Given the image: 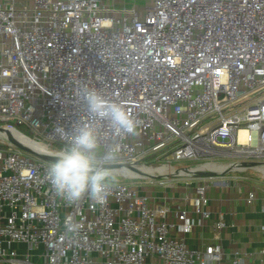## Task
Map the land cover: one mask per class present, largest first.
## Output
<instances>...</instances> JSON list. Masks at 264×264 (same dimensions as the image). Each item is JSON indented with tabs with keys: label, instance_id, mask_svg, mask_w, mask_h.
<instances>
[{
	"label": "built area",
	"instance_id": "2783aa9c",
	"mask_svg": "<svg viewBox=\"0 0 264 264\" xmlns=\"http://www.w3.org/2000/svg\"><path fill=\"white\" fill-rule=\"evenodd\" d=\"M135 2L0 0V125L26 127L33 136L23 134L54 148L43 153L54 157L65 146L56 127L83 118L80 91L96 89L123 102L138 125L120 140L114 168L149 184L183 177L192 191L174 209L143 185L118 181L103 205H69L48 182L52 160L7 142L0 145V264H223L219 243H186L195 226L217 239L226 228L208 191L243 193L251 181L245 203L259 190L264 200V188L247 176L264 177V0ZM100 126L107 145L110 125ZM166 156L198 163L142 170L158 168L144 159ZM69 217L75 233L66 230ZM259 230L264 236V219ZM252 255L234 251L229 262L249 264Z\"/></svg>",
	"mask_w": 264,
	"mask_h": 264
},
{
	"label": "clouds",
	"instance_id": "9594fccd",
	"mask_svg": "<svg viewBox=\"0 0 264 264\" xmlns=\"http://www.w3.org/2000/svg\"><path fill=\"white\" fill-rule=\"evenodd\" d=\"M85 116L73 123L70 129L58 125L54 135L64 141L51 162L46 165V176L51 189L69 205L87 199L103 205L111 195L112 187L126 169L114 168L121 159L120 140L137 134V121L123 102L107 98L96 89L84 87L80 91ZM108 122L111 143L105 145L101 124ZM68 233L78 231L68 218Z\"/></svg>",
	"mask_w": 264,
	"mask_h": 264
},
{
	"label": "crops",
	"instance_id": "0c3cea01",
	"mask_svg": "<svg viewBox=\"0 0 264 264\" xmlns=\"http://www.w3.org/2000/svg\"><path fill=\"white\" fill-rule=\"evenodd\" d=\"M254 189L251 184L243 193H238L234 188H211L208 195L212 201V207L220 210L226 217V228L216 234L205 226H195L193 231L186 236V243L191 247H202L207 244L219 243L226 254L223 264H230L229 257L234 251L253 254L248 258L249 264H264V254L259 250L264 248V236L259 227L264 219L262 212L263 194L258 191L257 200L248 205L244 201L246 191ZM192 191L185 188L183 182L174 183L172 186L147 187L142 192L156 201H166L174 209L180 205V198ZM191 215V214H190ZM168 219L175 221V210ZM146 264H159L156 260L148 259Z\"/></svg>",
	"mask_w": 264,
	"mask_h": 264
},
{
	"label": "rangeland",
	"instance_id": "374dc122",
	"mask_svg": "<svg viewBox=\"0 0 264 264\" xmlns=\"http://www.w3.org/2000/svg\"><path fill=\"white\" fill-rule=\"evenodd\" d=\"M102 1L104 2V4L106 6H113V5L128 6L130 4H133V1H136L135 4L140 8L146 6L150 2V0H102ZM17 129L20 132H22L28 136H31V137L33 136V134L30 133L26 127H17ZM38 142L46 148L54 149L52 147L50 148L46 143H43L40 141H38ZM5 144H7V141L0 139V145H5ZM220 160L222 161L223 159H220ZM167 162H170L171 167L175 168V169L190 166V165H195L196 163H198L197 161H191V162L174 161L173 158L170 156H166V158L159 157L158 160L153 159L151 157H148V158L143 160L144 164H150L152 167H158L162 164H166ZM247 176L250 180H251V178L254 179V181H256V185L258 187L264 188V177L261 174L257 173L254 170H249L247 172ZM169 179L170 178L164 179L161 183L160 182H154V183L149 184V180L147 178L136 179V178H129L126 176V177L119 178L118 181L126 182L129 184L143 185V188H147V187L164 188L166 186H172L174 183H177V182H183V177L173 178L172 180H169ZM166 180H169V181H166ZM247 182L254 184V182H251V181H247Z\"/></svg>",
	"mask_w": 264,
	"mask_h": 264
},
{
	"label": "bare ground",
	"instance_id": "6f19581e",
	"mask_svg": "<svg viewBox=\"0 0 264 264\" xmlns=\"http://www.w3.org/2000/svg\"><path fill=\"white\" fill-rule=\"evenodd\" d=\"M243 135H244V133L241 132V136H243ZM9 136L12 137L13 139H15L16 141H18L23 146L31 149L34 152H37L39 154H43V153L48 152L46 147L42 146L38 142L31 140L30 138L25 136L23 133H20L15 129L5 128L4 131H0V139L6 140V138ZM142 170L144 172H148V173H155V172H169L171 169H169V167L163 166V167H158V168H147V169L142 168ZM126 176L134 177V176H136V174L131 172V171L126 170Z\"/></svg>",
	"mask_w": 264,
	"mask_h": 264
},
{
	"label": "water",
	"instance_id": "95a60500",
	"mask_svg": "<svg viewBox=\"0 0 264 264\" xmlns=\"http://www.w3.org/2000/svg\"><path fill=\"white\" fill-rule=\"evenodd\" d=\"M4 130H5V128H4L3 126L0 125V131H4ZM6 141L9 142L10 144L14 145L15 147H17V148L23 150L24 152H27V153H29V154H32V155H35V156L41 157V158H43V159L53 160V158H54V157H52V156H48V155L39 154V153H37V152H34V151H32L31 149H29V148L23 146L22 144H20L18 141H16L15 139H13V138L10 137V136L6 138ZM113 167H114V166H113ZM196 174H197L198 176H208V175H211L212 173H208V172H206V173H199V172H197Z\"/></svg>",
	"mask_w": 264,
	"mask_h": 264
}]
</instances>
